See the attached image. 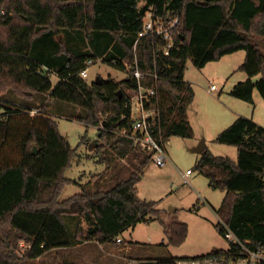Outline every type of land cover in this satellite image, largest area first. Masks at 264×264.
Segmentation results:
<instances>
[{
	"label": "trees",
	"instance_id": "trees-1",
	"mask_svg": "<svg viewBox=\"0 0 264 264\" xmlns=\"http://www.w3.org/2000/svg\"><path fill=\"white\" fill-rule=\"evenodd\" d=\"M149 10L180 15L175 48L168 56L160 39L146 36L136 43ZM260 39L264 47V0H0V264H21L73 247L66 226L70 217L78 220L77 244H116L126 229L154 216L161 221L168 244L182 246L188 225L166 223L157 203L138 195V184L152 159L120 135L128 125L127 119L119 121L130 113L125 92L130 78L97 85L88 84L81 73L90 59L98 58L119 70L124 60L135 58L143 72L156 68L165 139L192 140L188 112L195 91L185 81L188 61L203 69L244 51L239 70L249 79L236 84L229 95L254 105L255 89L264 99ZM83 42L88 47L78 48L76 44ZM257 76L260 79L254 82ZM10 93L21 104L11 102ZM39 96L49 101L37 103L40 111L32 113L34 108L27 105ZM52 100L84 110L79 121L86 126L104 128L95 151L107 169L65 201L66 187L77 184L66 173L78 148H72L47 113V102ZM215 142L237 148L236 161L205 150L197 164L210 186L225 193L216 228L225 238L223 222L248 249H264V128L240 117ZM82 143L88 144L86 137ZM22 243L27 246L24 260L16 254ZM234 253L240 254V249L230 244L227 251L205 257ZM179 259L139 264H176Z\"/></svg>",
	"mask_w": 264,
	"mask_h": 264
},
{
	"label": "rangeland",
	"instance_id": "rangeland-1",
	"mask_svg": "<svg viewBox=\"0 0 264 264\" xmlns=\"http://www.w3.org/2000/svg\"><path fill=\"white\" fill-rule=\"evenodd\" d=\"M60 38L61 36L59 40ZM260 43L264 54L262 39ZM76 45L80 49H85L88 42ZM245 56L246 53L241 51L218 62L209 63L203 69L197 68L192 60L188 61L185 80L195 91V100L188 112L194 139L183 140L177 137L170 139V144L167 145L170 161L163 168L157 167L153 162L150 163L138 184L139 198L157 203V208L163 212L162 219L166 223L179 221L188 225V237L182 246H170L161 221L154 216H148V223L128 228L119 236L124 245L135 246L137 254L133 253L128 258L123 256L118 258L121 254L116 251L117 257H107L108 252L116 256L113 250L118 248L112 245L104 246V250L101 251L98 244H77L75 236L78 220L70 217L66 218V226L70 240L75 242L73 247L53 250L37 260L21 264H138L147 260L205 257L213 251H227L230 243L216 228L221 223V217L216 212L222 206L225 193L213 189L209 179L199 173L197 164L201 154L192 150L204 144L212 155L236 161L237 148L216 143V137L240 117L252 119L264 128V99L257 89L253 94L254 105L229 95L236 84L249 79L246 73L239 70ZM88 73V84L94 83L98 77L104 81L116 82L127 78V74L108 62H99L89 67ZM259 79L260 76H257L253 81L257 82ZM52 83L54 86L57 84L55 77ZM211 86L217 88L215 93L210 92ZM8 97L11 102H15L14 104H21V100L14 94L10 93ZM42 101H49V97L39 96L35 103L27 106L37 110L40 108L37 107V103L41 105ZM233 102L237 106L233 105ZM47 113L57 122L61 135L66 137L72 148H78L73 167L66 173V177L76 180L77 184L66 187L62 195V200L65 201L79 193L81 186L91 182L93 176L104 172L107 165L99 162V156L95 151L97 147L89 150L90 145L96 144L95 142L99 140L100 132L96 127L86 126L79 121V118L85 115L84 110L52 100L47 102ZM83 137L87 138L88 144L82 143ZM188 170L193 173L189 179L190 184H186L184 180ZM173 210L176 211L173 213ZM82 227L86 233L87 225L83 224ZM26 248L27 246L22 243L16 253L22 260L25 259Z\"/></svg>",
	"mask_w": 264,
	"mask_h": 264
},
{
	"label": "built area",
	"instance_id": "built-area-1",
	"mask_svg": "<svg viewBox=\"0 0 264 264\" xmlns=\"http://www.w3.org/2000/svg\"><path fill=\"white\" fill-rule=\"evenodd\" d=\"M176 14V15H175ZM179 14L176 12H164L158 14L149 10L143 18V32L139 34L137 42L146 36L160 39L163 43L162 52L168 56L175 48L174 32L179 25ZM103 62L102 58L90 59L87 69L83 70L81 77L87 81L89 77V67ZM117 64V62H114ZM156 66V64H155ZM130 78L131 84L125 89L129 97L130 113L128 117L120 119L119 123L125 119L128 125L121 130V137L128 140L134 148L151 155L152 162L159 168H163L169 161L165 132L159 108L161 94L159 91V81L161 80L158 70L143 72L139 67V62L135 58L134 62L124 60L121 70ZM217 88L210 87V92L215 93ZM34 110L32 113H38ZM118 123V124H119ZM103 130V124L96 127ZM191 171L184 176L186 183H189ZM225 229V239L240 249V254H230L222 257H196L181 258L176 264H264V249L252 251L248 249L222 222ZM119 243L121 241H118Z\"/></svg>",
	"mask_w": 264,
	"mask_h": 264
},
{
	"label": "crops",
	"instance_id": "crops-1",
	"mask_svg": "<svg viewBox=\"0 0 264 264\" xmlns=\"http://www.w3.org/2000/svg\"><path fill=\"white\" fill-rule=\"evenodd\" d=\"M233 55H235V54H233ZM186 81V80H185ZM233 105H236L237 106V104H234V102L232 103ZM228 118H229V116H228ZM188 120H189V123H190V125H191V122H190V119H189V115H188ZM234 120V119H233ZM233 120H232V122H233ZM259 125V124H258ZM170 144V141L168 142V144L167 145H169ZM201 145H203V144H201ZM200 145V146H201ZM195 149V148H194ZM193 149V150H194ZM192 150V151H193ZM168 152V151H167ZM169 161H170V158H169ZM188 171H190V170H188ZM187 171V172H188ZM193 175V173H191V175L189 176V179H190V177ZM188 179V180H189ZM184 180H185V178H184ZM185 183H186V180H185ZM186 184H190V181H189V183H186ZM176 210H173L172 212L174 213ZM217 214H218V212H216ZM118 241H121L120 243L118 242ZM117 243L116 244H110V245H112L113 247H115V248H118L117 250H113V252L115 253L116 251H118V253H119V255L121 254V256H118L116 253V256L115 255H113L112 256V254L110 253V252H108V254H107V257L108 256H110V257H117L118 256V258H128V257H130L133 253H135V254H137L136 252H137V249L135 248V246H133V245H124V241L123 240H121V239H117V241H116ZM87 245V244H98L99 245V249L101 250V251H103L104 250V246H110V245H103V244H99L98 242H96V241H88V242H85V243H82V245ZM131 244V243H130ZM80 245H78V247H79ZM110 248V247H109ZM136 250V251H135ZM106 252V251H105ZM123 256V257H122ZM140 262H138V264H139Z\"/></svg>",
	"mask_w": 264,
	"mask_h": 264
},
{
	"label": "water",
	"instance_id": "water-1",
	"mask_svg": "<svg viewBox=\"0 0 264 264\" xmlns=\"http://www.w3.org/2000/svg\"><path fill=\"white\" fill-rule=\"evenodd\" d=\"M94 83L97 84V85H100L102 83V79L100 77H98V78H96ZM122 97H123V92L120 91L119 92V98H122ZM94 147H97V145L96 144H91L89 150L91 151ZM205 150H206V146L203 144V145L195 148L193 150V152L198 153V154H202ZM34 151H35V154H37V148L36 147L34 148Z\"/></svg>",
	"mask_w": 264,
	"mask_h": 264
}]
</instances>
